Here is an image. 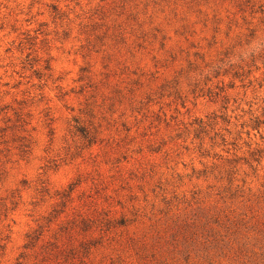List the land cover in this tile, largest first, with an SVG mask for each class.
I'll use <instances>...</instances> for the list:
<instances>
[{
	"label": "rangeland",
	"instance_id": "obj_1",
	"mask_svg": "<svg viewBox=\"0 0 264 264\" xmlns=\"http://www.w3.org/2000/svg\"><path fill=\"white\" fill-rule=\"evenodd\" d=\"M0 264H264V0H0Z\"/></svg>",
	"mask_w": 264,
	"mask_h": 264
}]
</instances>
